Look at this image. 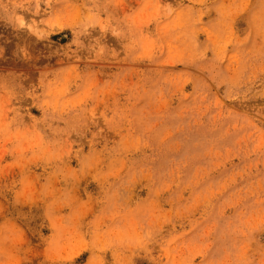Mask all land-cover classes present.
I'll list each match as a JSON object with an SVG mask.
<instances>
[{
	"label": "rangeland",
	"instance_id": "374dc122",
	"mask_svg": "<svg viewBox=\"0 0 264 264\" xmlns=\"http://www.w3.org/2000/svg\"><path fill=\"white\" fill-rule=\"evenodd\" d=\"M0 264H264V0H0Z\"/></svg>",
	"mask_w": 264,
	"mask_h": 264
}]
</instances>
